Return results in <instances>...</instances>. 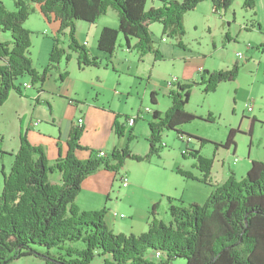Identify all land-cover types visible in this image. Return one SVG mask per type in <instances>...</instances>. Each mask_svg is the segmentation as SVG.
<instances>
[{
    "label": "trees",
    "instance_id": "trees-1",
    "mask_svg": "<svg viewBox=\"0 0 264 264\" xmlns=\"http://www.w3.org/2000/svg\"><path fill=\"white\" fill-rule=\"evenodd\" d=\"M15 9H8L0 0V32L10 36L0 40V106L10 92L24 91V77L33 83H44L49 71L57 69L62 57L69 59L70 51L78 55L79 65L96 66L99 55H94L77 37V22L95 23L108 10L118 12L117 27L104 26L98 37L100 54L112 56L118 47L119 34L131 47L132 38L137 39L134 48L143 57L153 53L162 57L152 39L150 24L160 22L167 37H175L184 46V15L203 0H158V7L149 6V0H13ZM155 1V0H151ZM234 0H212L214 11L228 9ZM251 8L254 0H247ZM39 4L47 21L58 20L59 28L53 36L50 62L43 72L37 71L30 56L31 32L25 23ZM240 65L235 62L229 69L200 71L198 82L179 80L169 90L170 108L163 112L153 110L149 121V151L141 155L126 146L114 148L106 156L92 152L89 158L80 159L75 154L83 146L80 139L83 125H74L68 138V152L50 162L43 146L31 143L25 134L21 137L17 152L11 153L13 163L10 171L3 174L0 194V264H12L20 257L37 255L46 264H94L103 257V264H173L177 258H185L186 264H264V160H252L247 174L238 179L234 172L226 181L214 183L210 179L213 158L203 155L199 149L189 150L195 159L191 170L178 169L186 178L199 180L212 186L207 202L174 203L168 197L169 222L156 216L153 205L146 232L139 234L114 233L108 225L105 208L85 211L75 202L83 180L101 169L119 173L124 158L150 162L159 153L162 134L168 130L184 133L180 126L199 119L186 106L193 85L203 84L205 92L216 90L220 82L235 80ZM59 70V68H58ZM67 72H61L63 81ZM156 93L150 95L155 105ZM130 116L126 115L128 121ZM137 119H135L136 123ZM126 124L116 123L119 136L125 134ZM237 128H230L225 142L215 147L235 146ZM193 136V135H192ZM203 142H211L199 137ZM2 149L0 140V154ZM60 174V180L51 174ZM41 246L43 251L33 245ZM148 250L154 251L158 261L146 258Z\"/></svg>",
    "mask_w": 264,
    "mask_h": 264
},
{
    "label": "rangeland",
    "instance_id": "rangeland-1",
    "mask_svg": "<svg viewBox=\"0 0 264 264\" xmlns=\"http://www.w3.org/2000/svg\"><path fill=\"white\" fill-rule=\"evenodd\" d=\"M2 1H4L8 9H15L13 0ZM254 2L255 7L251 8L247 0H234L232 6L228 9L221 8L214 11L212 0H203L193 10L188 11L184 15L185 34L180 39L184 46H180L178 39L175 37H167L163 33V27L160 22L156 21L150 24L151 36L155 41L156 47L159 42H163L164 46L169 45L171 50L173 48L172 44H174L176 46L175 51L184 52V50H187L188 53L192 52L195 56H201L205 60V68L210 71L227 70L233 67L235 62L240 67L235 80L220 82L213 92H205L203 84L193 85L186 109L192 111L193 114L200 118L180 126L184 132L182 134L178 133L177 130L163 132L162 141L159 144V153L151 157L150 163L133 160L129 156L124 158L123 167L117 175L115 186H122L121 175L123 174L122 176H124L126 172L130 171L134 177H137L139 182L143 183L145 188L140 187L136 191L134 198L123 201L120 206L114 208V211H118L116 212V217L114 213L110 216L115 220L114 223L116 222V225H113L114 233L128 234L131 232L125 226L130 223L129 217L132 214L130 205L127 202L133 201L137 206L142 205L145 202V200H142L143 195L149 194V189L151 188L154 189V195L159 200L156 216L165 222H169L171 218L168 211V197L174 198V203L176 204L180 201L199 204L207 202L213 187L209 185V187H206L203 183L193 182L192 178H186L179 174L178 169L191 170L193 174L194 171L197 172L194 167L195 159L189 153L191 149H199L203 155L213 158L214 162L215 154L221 151L226 152L227 150L223 146L216 148L214 143L225 142L230 128H237L235 135L236 152L232 153L234 146H231L232 149H229L230 154L223 158L226 168L232 165L235 157L239 158L238 160L241 164L245 163L248 159L249 150H252L255 157L264 158V128H260L258 125L252 135L249 131L252 115L260 113L258 108L264 110V0H254ZM161 4H163L161 1L149 0L147 7H158ZM108 11L110 12L102 15L95 23L100 24L105 20L110 26H118V12L111 8ZM43 16L40 9H35L25 23V27L31 32L32 46L30 48V56L33 59L34 67L39 72H43L50 62V44L57 31L56 24L47 22ZM77 23L80 29L86 32L88 22ZM2 34V38L10 36L9 32ZM162 36H165L167 41H163L161 39ZM86 38L89 42L87 45L89 50L91 47H97V35L91 37L88 34ZM122 38L123 44H125V39L120 34L118 44ZM135 40L136 42L134 41L133 46L137 43V39ZM249 42L252 43V48L248 47ZM119 45L118 48H120ZM118 50L120 51L121 49ZM159 51L163 58L157 60L154 59V54L149 52L150 55L146 53V57H144L145 55L143 56L144 58L141 57L136 48L131 49L126 55L120 51L119 63H123L120 68L122 70L119 71L118 67H115V70L118 71H114L110 65L106 69L105 63H102L103 78L99 80L88 73V70L87 72L83 71V67L79 65L77 53L70 51L69 59L63 56L62 61L58 65L59 70L67 72L64 81L60 83L58 79L60 76L58 68L52 69L49 71L42 86L46 90H60L61 92H56L57 95L62 93L66 95L72 94V98L77 96L76 98L85 99L91 93L92 97L95 96L93 94L101 92L103 94H98L101 98L100 101L103 102L102 97H104L114 101L113 104L117 105L118 100H121V109H123L121 115L128 116L130 114L136 116L137 110L145 109L146 107L153 109L156 106L151 102V98L149 99L152 90L156 93L158 108L165 112L171 106V98L169 92L161 88L166 85L170 89L171 86L168 83L172 82L174 78H180V70L184 60L182 55L177 58L176 53L170 55L171 51L165 56L161 50ZM239 52L243 55L242 57L238 55ZM129 63L131 67L130 70H127V64ZM122 73L123 78L119 79L118 76ZM200 80L201 78L198 77L194 82ZM156 83H164V85L156 86ZM35 84L40 85L38 82ZM147 89L148 92L144 95V91ZM114 97L115 99H113ZM58 102H60L58 104L60 109L64 108V104H68L64 99H58ZM249 102L253 103L254 109L252 111L248 110ZM34 106L35 104L32 103V107L28 108V111L30 112ZM39 111L40 108L34 112V115L39 116ZM143 116L138 118V125L133 131V136L131 134L133 127L126 125L125 135L121 140L124 147L127 146L131 152L141 155L149 151L148 126L152 118V112H144ZM121 120L125 122V117L122 116ZM92 137V135L88 136V138ZM199 137L207 138L211 142L202 143ZM96 139L97 137H94L93 140L96 141ZM1 155L4 157V154ZM3 163L7 165L6 169H4L5 172L10 171L13 157L9 161V159L2 160L0 156V167H2ZM1 169L0 194L4 182ZM227 173V169L225 172L219 169L217 180L221 176L225 178L223 175ZM246 174L247 172H244L243 177ZM54 175L51 174L50 176L53 180L55 179ZM160 193L165 194V196L162 197ZM195 200H198V202H195ZM117 201L120 200H115V204ZM103 208L106 209L107 213L109 212L108 207ZM150 210L153 209L151 208ZM140 227L141 225H136L133 229V234L146 232L148 223L146 228L142 229ZM33 246L39 251L44 250L43 247L37 246V244ZM155 255L154 251L148 250L146 258L150 261H158ZM186 262L187 260L181 257L175 259L173 264H186ZM12 264L46 263L44 259L37 257V255H29L13 260ZM94 264H103V257L97 258Z\"/></svg>",
    "mask_w": 264,
    "mask_h": 264
},
{
    "label": "crops",
    "instance_id": "crops-1",
    "mask_svg": "<svg viewBox=\"0 0 264 264\" xmlns=\"http://www.w3.org/2000/svg\"><path fill=\"white\" fill-rule=\"evenodd\" d=\"M35 9H40L39 4H34ZM41 11V9H40ZM42 12V11H41ZM110 12V11H108ZM43 13V12H42ZM44 15V13H43ZM44 17V16H43ZM44 20L46 18L44 17ZM47 21V20H46ZM49 23H54L57 26V30L60 26L58 20H52L47 21ZM82 22V21H78ZM97 23V22H96ZM92 23L90 24L88 22V27L86 32L81 30L78 23H77V32L76 37L81 43H85L86 45L89 44L87 40L88 34L91 37L98 36L101 33V30L105 26H110L107 24V21L103 20L102 23L96 24ZM114 27V26H110ZM117 27V26H115ZM3 32H0V40H5L8 37H1ZM163 41H167L165 36H162L161 38ZM136 42L135 39L131 40V47L125 46L123 44V38L121 41H119L120 48H116L112 56L100 54L97 47L90 48V51L94 55H99L100 63L96 66H84L83 71L87 70L89 71L91 75L95 76L97 80L103 78V72H102V63L106 65V69L110 65L114 71L115 67H118L117 69H120L122 64L119 63V52L126 53L130 52L131 49H133V43ZM98 43V42H97ZM251 43V42H249ZM248 43V44H249ZM252 44V43H251ZM166 46V47H165ZM163 42L158 43V48L165 54H169V51H171L170 55H173L174 53L177 54L176 58L182 55V58L184 60L183 66H181V72H180V78L178 77L180 82H187L191 80H196L198 77H200V71L205 68L206 63L205 60L201 58V56H195L192 52H187V50H184V52L175 51L176 46L172 44L171 50L169 45H165ZM53 47V40L50 44V49ZM249 47V46H248ZM252 48V47H249ZM49 49V50H50ZM118 49H121L120 51ZM149 54V53H148ZM147 55V54H146ZM146 55L144 57H146ZM150 55V54H149ZM155 56V55H154ZM143 57V58H144ZM163 56L160 58L162 59ZM154 59L157 60L155 57ZM155 60V61H156ZM116 61V63H115ZM119 63V64H118ZM131 64H127V70H130ZM60 74L63 72L61 69L59 70ZM60 77V76H59ZM58 77V79H59ZM119 79L123 78V73L119 74ZM31 82V79L29 80V77H24L23 82ZM60 83L63 82L59 79ZM33 83V82H32ZM39 86L35 83H33V86L31 88H24V91L22 93L18 92H10L9 98L5 101V103L0 106V140L2 142V149L6 151L3 155L0 154L2 157V160L9 159V161L12 160L11 153L17 152V150L20 147L21 143V137L23 134L27 136V139L36 145L43 146L46 149V155L50 162L56 161V159L59 157V155L64 156L68 152V138L71 133V129L74 125H83L84 131L80 139V144L83 146V148H80L76 151V156L80 159H87L90 157L92 152H97L98 150H104L108 153H111L113 149L116 148H122L124 147L123 143L121 142L124 135L121 137L117 134L115 125L116 123L131 125L133 128L131 130V134L133 136V131L135 130L136 125H138V119L136 123L128 124L127 121L125 122L121 120V117H125L126 115H121V112L123 109H121V100H118V104L114 105V101H110L108 99H105L102 97L103 102L100 101V96L98 94H103L101 92H97L96 94H93L95 96H92V93L89 97L91 98H72V94L66 95V94H60L57 95L56 92H61L60 90H46L44 86H42V83ZM164 85V83H156V86ZM37 85V87H35ZM165 87V88H164ZM161 89H163L166 92H169V88L164 85ZM60 88V87H59ZM121 88V87H119ZM148 92V89L144 91V95H146ZM154 92L151 90V93ZM143 95V96H144ZM71 96V97H69ZM58 99H64L68 104H64V108L60 109L58 104ZM115 99V97L113 98ZM112 99V100H113ZM150 99V95H149ZM157 100V98H156ZM190 100V99H189ZM32 103L35 104V106L31 109V111H28V108L32 107ZM47 103V104H46ZM252 104V102H249ZM47 105V106H46ZM40 108V115H34V112H36ZM158 108V100L156 106L151 109L156 110ZM254 109V106H253ZM252 109V110H253ZM260 113L259 114H253L250 119V134L252 135L255 132V129L260 126V128H264V110L261 108H258ZM143 109L137 110V114L140 113ZM160 110V109H159ZM249 110V109H248ZM249 110V111H252ZM136 114V115H137ZM37 116V117H35ZM129 116H132L130 114ZM141 117H144L143 115ZM139 117V118H141ZM83 118V124H79V119ZM44 123V125H42ZM125 125V126H126ZM126 129V128H125ZM183 131V130H182ZM92 135V138H88V136ZM94 137H97L96 141H94ZM96 142V143H93ZM236 147L232 149L231 147L226 150V152H219L215 154L214 162H213V168L212 173H210V179L215 183H224L226 179L228 178L229 174L231 172H234L237 178H242L244 172H248L252 160H261L264 158H257L253 155L252 150H249L248 152V159L245 163L241 164L239 160H234L232 162V165H229L228 168H226L225 161L223 160L224 157H227L229 155L230 151L229 149H232V153L234 154L236 152ZM224 153V154H223ZM264 155V154H263ZM150 163V162H149ZM12 164V163H11ZM7 165L4 163L2 164V167L6 169ZM176 168V167H175ZM227 169L228 173L224 174L223 178L222 176L217 180L219 169L221 171H224ZM197 172L194 171V175L200 176L201 172L197 169H195ZM55 174V172H54ZM119 173H116L115 171L109 170V169H99L96 172L88 175L81 184V189L79 191V194L77 196V199L75 200L76 204L84 210H93V209H102L103 207H108L109 212L105 216V219L108 223V225L113 228V225H116V222L114 223V219L111 216L112 213L118 212L114 211V208L118 207L123 203V201L131 200L136 195V191L141 188H145L142 182H139L137 177H134L131 172H126L124 176L129 179L128 186L123 185V179L121 175L122 180V186H115L116 185V179L117 175ZM241 175V176H240ZM240 176V177H239ZM55 182L60 180V174L56 173L54 175ZM193 182H200L206 185V187H209L207 183L199 181V180H192ZM117 187V192H116ZM123 187V188H122ZM154 189H149V194H144L142 200H145L142 205H135V202L128 201L127 203L130 205L132 214L129 217L130 223H127L125 226L127 229H129L133 233V229L136 225H141L140 228H146L148 219L151 216V208L153 209V205H156V210L158 207V198L154 195ZM145 193V191H144ZM157 193V192H156ZM159 193V192H158ZM162 197L165 196V194L160 193ZM114 197V199H113ZM115 200L117 201L115 204ZM136 200V199H135ZM134 200V201H135ZM202 201V200H201ZM194 202V201H193ZM195 202H198V200H195ZM116 217V215H115ZM144 217V218H143ZM144 219V220H142ZM145 230V229H144ZM120 232V231H118ZM138 233V232H137Z\"/></svg>",
    "mask_w": 264,
    "mask_h": 264
},
{
    "label": "built area",
    "instance_id": "built-area-1",
    "mask_svg": "<svg viewBox=\"0 0 264 264\" xmlns=\"http://www.w3.org/2000/svg\"><path fill=\"white\" fill-rule=\"evenodd\" d=\"M248 46L251 47V43H249ZM238 55L241 56V57L243 56L241 54V52H239ZM176 79H178V78H174V80H176ZM168 85L170 86V82L168 83ZM32 86H33L32 82H27V81L23 82V87L24 88L28 89V88H31ZM247 107H248L249 110L253 109V106H252L251 103H249ZM150 110H151L150 108L146 107L140 113H138L136 116H133V117L130 116V118L128 119L127 123L133 125L135 123V119H138L139 117H141L143 115L144 112H147V111L149 112ZM83 121H84L83 118H80L79 119V124H83ZM97 154H98V156L104 157V156L107 155V152L100 149V150L97 151ZM238 159H239L238 157H235L234 160L236 161ZM122 179H123V185L124 186H128V184H129L128 178L126 176H124V177H122ZM115 215H117V214L115 213Z\"/></svg>",
    "mask_w": 264,
    "mask_h": 264
},
{
    "label": "bare ground",
    "instance_id": "bare-ground-1",
    "mask_svg": "<svg viewBox=\"0 0 264 264\" xmlns=\"http://www.w3.org/2000/svg\"><path fill=\"white\" fill-rule=\"evenodd\" d=\"M179 79L173 80L172 82H170V86L173 85V83H175L176 81H178Z\"/></svg>",
    "mask_w": 264,
    "mask_h": 264
}]
</instances>
